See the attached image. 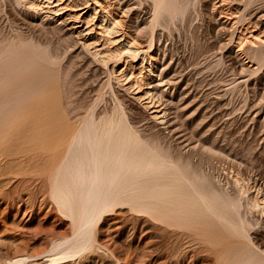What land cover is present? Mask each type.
Returning a JSON list of instances; mask_svg holds the SVG:
<instances>
[{"label":"rangeland","instance_id":"374dc122","mask_svg":"<svg viewBox=\"0 0 264 264\" xmlns=\"http://www.w3.org/2000/svg\"><path fill=\"white\" fill-rule=\"evenodd\" d=\"M243 1L244 5L246 0ZM256 1L244 5L243 9L246 8L247 11L243 10L241 21H237L238 23L230 28L232 31L220 27L216 23L217 13L211 14L212 9H206L202 5L203 2L197 0L195 5H198L191 9L192 15H189L192 18H189L190 23L187 18L184 22L180 20L176 25L177 30L174 27L170 34L169 31L164 33V38L161 39L163 50L160 53L163 51L161 55H166L169 60L174 55L171 59L173 63L179 64L176 66L180 70L178 71L176 67L177 75L183 74V79L187 76L184 83L190 88L187 87L191 95L183 105L178 104L179 110L175 109L179 115L178 119L176 118L175 128L179 125L180 135L176 132L177 128L175 134L170 135L166 132V135H162L165 134L164 130L148 119L147 121L146 114L139 107L117 103L119 96L117 85L103 66L96 67V64L85 55L76 56L75 53H67L68 42L62 39L58 32H54L47 24L41 25L40 21H32L33 16L19 10L13 2L0 0V53L5 47L18 40L26 42L27 50L30 47L27 42L32 40L31 43L44 46V51L48 48L50 55L57 53L58 61L54 60L57 65L49 63L50 67L49 65L45 67L50 71L47 82L50 90L48 93L54 92L53 100L67 101L69 107L78 109L82 113L80 118L85 120L94 117L104 124L107 120L124 123V119H130L134 129L138 130L136 132L143 139L142 150H145L146 157L153 159L150 160L148 169L146 166V169L142 168L143 175L135 178L138 182H133L134 186L130 188L134 190L132 193L128 190L129 192L121 195L119 200L98 210L99 212L92 213L88 220L82 218L83 208L77 200L80 194L74 193L76 192L74 189L72 191L67 187V182H56L54 179L56 172L52 169L47 170V166L44 167L41 162L32 160L33 152L28 153V156L22 154L23 157L20 154L11 161L3 159L0 167V264H258L257 261H263L264 253L259 245L264 243V228L258 224L256 217H253L249 210L248 213L247 207L244 208L245 199H242V202L245 201L244 211L240 214L246 218L243 217L245 219L243 225H238L236 220V223L233 220L234 223L225 221V216H222L223 221L219 212V217L216 215L215 208L212 211L213 207H208V204L204 203L190 186H185L188 191L183 190L188 193L184 195L190 203L194 201V204L187 203L188 206L181 210V213H184L178 214L180 216L177 220V181L196 182L193 180L197 179L200 184V180H203L202 182L213 185L212 188L215 187L223 193L226 191L227 195L229 193V196H233L230 195L234 192L233 181L235 182L238 177L242 175V179L246 181L251 177L259 179L264 174V111H261L259 117L254 118L256 111L248 116L244 112L246 109L241 108L244 104L241 100H245L248 94L252 95L250 90L259 87L258 83L254 75L251 77L250 86L241 85L237 86L239 89H232L235 84L230 83V79L233 80L240 71L234 63V50L237 49L235 47L232 49L237 39L234 35H237L240 29L243 30L244 26L247 27L250 21V16L247 15L249 11H251L250 15L264 8L263 0ZM224 44L229 46L226 48ZM166 48L168 50H165ZM23 49L26 50L24 47ZM18 51L15 53L22 52L18 53ZM49 51L43 54H48ZM204 62L208 66L207 72L204 70V73H201L197 67H204ZM41 64L44 66L45 63ZM180 65H183L182 68ZM234 69H237L236 74ZM34 74L36 75V72ZM196 82L201 83L195 84ZM216 93L218 96L220 93L221 100L217 95L215 96ZM212 99L217 103L213 104ZM223 106L226 110L220 108ZM215 108H220L222 112ZM232 111L235 113L233 114ZM181 126L183 129H180ZM118 127L120 126L116 128ZM188 137L198 142L196 150H193L195 152L192 150L191 152L187 146V142L191 141ZM183 142L185 149L181 147ZM3 161L10 162V165ZM189 171L193 173L190 172L189 175ZM187 172L188 178H186ZM197 174L201 175L202 179ZM151 175L152 178L154 176L160 178L154 177L153 182ZM190 176L196 178H191L190 181ZM142 179H145V182ZM128 193L134 196L130 197ZM183 197L185 199V196ZM237 214L233 213L232 216L230 213L228 216L235 219V216L238 217ZM229 217L226 216V220H230Z\"/></svg>","mask_w":264,"mask_h":264},{"label":"bare ground","instance_id":"6f19581e","mask_svg":"<svg viewBox=\"0 0 264 264\" xmlns=\"http://www.w3.org/2000/svg\"><path fill=\"white\" fill-rule=\"evenodd\" d=\"M8 1L16 4L19 7V10L25 12L29 16L32 15V21H40L41 25L42 23L47 24L54 32H58L57 34L68 42L66 43L68 44L67 53H75L76 56L85 55L96 64V67L103 66V69L105 68L109 72L108 75L117 85L119 92V96L117 97L118 104H128L130 106L136 105L139 107L146 114V120L148 119L149 122H153L159 126L160 129L164 130L165 134L162 135H166V132H169L170 135L175 134L176 128V132L179 133V122H177L178 127L175 128L176 118L178 119L179 117L177 114L178 112L176 113L175 109L179 110V106L181 104L183 105L190 98L191 93H189L188 85L185 86L184 83L187 76L183 79V74H181V76L177 75V63H173L171 59L174 55L170 58V60L165 57L166 55H161L163 52L162 51L160 53V51L163 50V48L161 49V39L166 31H169L170 34V31L174 27L176 28L178 21L182 20L184 22L186 18L189 21V18H191V16H189L191 14V9L198 5H195L197 0ZM200 1L203 2L202 5L206 9H212H210L211 14L217 13L216 16H218V18L216 19V23L228 31L231 27L233 28V26L238 23L237 21H239L241 17H243L242 12L244 10V5H249L256 0H246L244 5L243 0ZM258 1L259 0L256 2ZM248 8L249 7H247V9ZM250 12L251 11H249V13ZM249 13H246L250 16V21H247V27L244 26L245 28L243 27V30L240 29L239 33L234 35L237 38L236 44L235 46L232 44V49L234 47L237 48L234 50V63L237 64L240 71L236 74L237 69H234L236 74L234 75L237 77L235 78L234 76L232 80V78L230 79V77L233 76L231 74L229 79L231 80L230 83L233 82V84H235V86L231 85L234 86L232 89H236L238 88L237 86L241 85L250 86V84H252L251 77L255 76L256 82L258 83V85H255L259 87H255L254 90H250L252 95L248 94L247 97L244 98L245 100H241L244 101V104H242L244 107L242 106L241 108L243 110L246 109L244 112H246L248 116H251L254 114L253 112L256 111V114H254L255 118L260 116L262 110L264 111V8L252 12L250 15ZM242 23L240 24L242 25ZM39 27L42 28V26ZM236 29L237 28H235V30ZM175 30H177V28ZM233 38L231 39L232 41ZM31 42L33 41L29 40V42H27L30 46L29 50H27L28 47H26V42L18 40L5 47L0 53V167L3 159H6L5 161H11L15 160L20 154H26L28 156V153L33 152L32 160L34 159V161H37L38 163L41 162L44 167L47 166V170L52 169L56 172L54 178L56 182H67V187H70L72 191L74 189V191H76L74 193L80 194V197L77 200L81 205V208H83L82 212L84 214H82V218L83 220H88L92 213L108 207L110 203L119 200L121 195L126 194L128 190H131L130 188L134 186L133 184L138 182L135 181V178H138V175H143L144 171L141 173L142 168L146 169L145 166L149 167L151 163L150 160L152 161L153 159H149L148 156L146 157L147 154L144 152L145 150H142V144H144L143 139L139 133H137L138 130L134 129L135 127L132 125V122H130V119H124V123H121V121L115 123L113 120H107L108 123L105 122L104 124L94 117L89 120H85L80 118L82 113L79 112L78 109L76 110L69 107L67 101L60 100L57 102L53 100L52 94L54 92L48 93L49 89L47 82L49 80L50 71L49 68L46 69L45 67H47L49 63L50 65L55 63L59 57L56 59L58 56H56L57 53L55 55H50L51 53L47 47L45 48H47L49 53L43 54V52L47 51L46 49V51H44V46ZM166 43H168V40ZM228 43L231 44L230 41ZM228 46H226V48ZM23 47L26 48V50H24ZM165 50L168 49L166 48ZM17 51L18 53H20V51L22 52L20 54H16L15 52ZM63 51L65 52V50ZM228 58L230 59V57ZM41 63H45L44 66H42ZM205 63L206 62H204V64ZM234 63L232 64L233 66ZM182 66L183 65H180L181 68ZM198 67L197 69L199 72L202 73L204 70L207 72L206 69L208 66L206 64L204 67ZM232 69L233 67L231 68V71ZM178 71L180 70L178 69ZM231 71L230 73H232ZM34 72H36V75ZM197 76L198 75H196V77ZM191 77H193V75ZM195 78H193V80ZM189 80H191V78ZM196 80L198 81V79ZM225 81L226 80L224 79V82ZM198 83L196 82L195 84ZM225 85L223 87H225ZM229 90L231 91V89ZM224 96L222 97L224 98ZM176 101L177 106L174 107V105H176ZM215 103L217 102H214L213 104ZM221 105L222 104L220 103V106ZM220 108L226 110L224 106ZM235 111H232L233 114ZM175 114H177V116ZM216 114H218V112ZM228 115H230V112ZM228 115L226 117H228ZM254 120L256 119H253V121ZM255 122L257 123V121ZM180 124L183 125L181 121ZM118 125L120 127L116 128ZM181 128L182 126L180 129ZM172 137H174V135ZM179 144L181 145V143ZM17 145H20V147H17ZM183 145L184 142L181 147H183ZM197 145L198 142H195V139L192 140V138L191 141L187 142V146L190 148V151L196 150ZM183 149L185 148L183 147ZM29 157L31 158V156ZM4 163L10 165V162ZM188 170L189 169L187 168V171ZM190 172L193 173V171H189V175L191 174ZM180 174L182 175V170ZM187 175L186 178L189 177V175ZM197 176L199 175L197 174ZM194 177L190 176V181H192L191 178H196ZM200 178L202 179V176ZM240 178L241 182H239ZM242 178L243 176L241 175V177H238L235 182L233 181L234 192L230 193V195L233 194V196H229V193L227 195L226 191L223 193L219 189L216 190L217 188L215 189V187L212 188L213 185L210 186L207 182H202L203 180H200V184L199 181L197 182V179L193 180L196 182L177 181V220L178 216L184 213H181V210L184 209L183 207H185L187 203L188 205L190 203L189 200L186 199V195H184L188 192H184L183 190L185 189L188 191V188L186 189L185 186H190L193 191L198 194L200 199H202L204 203L208 204V207H213L212 211L214 208L215 211L217 210V214L215 212L213 213L218 216L219 212L220 217L225 216L224 219L227 222L232 220L235 222L236 220L238 225L244 224L243 221L246 217L243 216V218L240 213L241 211H244L243 204L246 201L244 208L247 207L246 210H249L250 214L253 217H256L258 224H261L260 226L264 228V174L259 177V179L251 177L247 179L248 181H245V179ZM145 179L142 180L144 181ZM157 180L159 182V179ZM204 183L206 184L204 185ZM132 191L134 190H131L130 193H132ZM222 193L226 195H223ZM129 195L130 197L131 195L134 196L133 194ZM183 196H185L186 200L183 199ZM242 199H245V201L242 202ZM191 203L193 205L194 201H191ZM232 212L235 214L238 213V217L235 216V219L234 217H229L230 213L234 216ZM192 213L195 212L192 211ZM226 216L227 218L229 217L230 220H226ZM221 219H223V217ZM233 221L232 223H234ZM259 246L261 247L260 250L264 253V243L262 242ZM257 263L264 264V259L263 261H257Z\"/></svg>","mask_w":264,"mask_h":264}]
</instances>
